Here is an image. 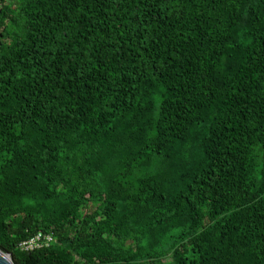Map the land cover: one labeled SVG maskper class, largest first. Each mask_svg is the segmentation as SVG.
<instances>
[{
  "label": "trees",
  "instance_id": "trees-1",
  "mask_svg": "<svg viewBox=\"0 0 264 264\" xmlns=\"http://www.w3.org/2000/svg\"><path fill=\"white\" fill-rule=\"evenodd\" d=\"M0 250L264 264V0H0Z\"/></svg>",
  "mask_w": 264,
  "mask_h": 264
},
{
  "label": "built area",
  "instance_id": "built-area-1",
  "mask_svg": "<svg viewBox=\"0 0 264 264\" xmlns=\"http://www.w3.org/2000/svg\"><path fill=\"white\" fill-rule=\"evenodd\" d=\"M55 243V236L52 232H39L34 236L23 240L18 244V248L24 252H31L42 248H47Z\"/></svg>",
  "mask_w": 264,
  "mask_h": 264
},
{
  "label": "water",
  "instance_id": "water-1",
  "mask_svg": "<svg viewBox=\"0 0 264 264\" xmlns=\"http://www.w3.org/2000/svg\"><path fill=\"white\" fill-rule=\"evenodd\" d=\"M0 264H14L9 255L0 250Z\"/></svg>",
  "mask_w": 264,
  "mask_h": 264
}]
</instances>
